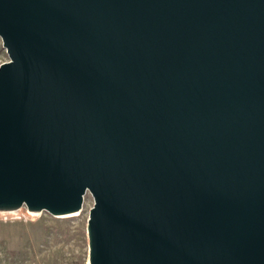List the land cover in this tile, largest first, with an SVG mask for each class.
<instances>
[{"label":"water","instance_id":"1","mask_svg":"<svg viewBox=\"0 0 264 264\" xmlns=\"http://www.w3.org/2000/svg\"><path fill=\"white\" fill-rule=\"evenodd\" d=\"M0 212L78 213L88 264H264V0H0Z\"/></svg>","mask_w":264,"mask_h":264},{"label":"rangeland","instance_id":"2","mask_svg":"<svg viewBox=\"0 0 264 264\" xmlns=\"http://www.w3.org/2000/svg\"><path fill=\"white\" fill-rule=\"evenodd\" d=\"M7 60L0 38V64ZM93 204L88 192L75 216L29 214L24 207L0 212V264H88L86 224Z\"/></svg>","mask_w":264,"mask_h":264},{"label":"bare ground","instance_id":"3","mask_svg":"<svg viewBox=\"0 0 264 264\" xmlns=\"http://www.w3.org/2000/svg\"><path fill=\"white\" fill-rule=\"evenodd\" d=\"M29 214H33V213H29ZM78 213H74V214H70V215H65V216H75V215H77ZM61 217H63V216H61Z\"/></svg>","mask_w":264,"mask_h":264}]
</instances>
